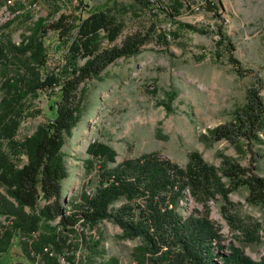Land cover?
I'll return each mask as SVG.
<instances>
[{"label":"trees","instance_id":"obj_1","mask_svg":"<svg viewBox=\"0 0 264 264\" xmlns=\"http://www.w3.org/2000/svg\"><path fill=\"white\" fill-rule=\"evenodd\" d=\"M134 1L151 20L127 34H123L125 17L131 6L113 3L90 10L89 0H77L73 9V0L66 1V14H59V0H44L48 17L32 26L25 24L24 31L29 34L18 46L10 33H1L0 213L14 215L15 222L0 240V256L12 247L18 232H35L36 239L30 245H19L22 253H37L44 264H59V256L67 259L80 245L87 248L86 253L88 249L93 252L98 241L92 242V237L78 230L96 231L105 220L118 226L124 239L139 240L142 264H264V258L252 260L233 246L223 253L220 229L210 219L209 204H218L220 199L225 204L219 206L221 217L241 236L235 238L250 243L258 240L256 225L248 230L239 214L229 211V196L241 187L247 189L250 205L264 209V178L256 174L254 159L243 167L220 156V166L215 168L200 154L191 153L186 167L181 168L152 153L116 164V151L93 141L85 153L88 170L100 166L95 192L92 196L83 193L81 203H64L62 182L68 173L63 147L82 116L88 83L100 81L115 61L138 56L148 43L168 46L181 32L203 33L178 22L184 8L190 12L188 0ZM158 15L171 25L167 31L156 24ZM27 20L22 17L20 22ZM49 33L55 36L51 45L47 43ZM223 45L227 63L241 76L240 63L230 53L232 46ZM51 92L55 100L47 96L50 109L46 121L18 139L22 122L34 116L32 103ZM257 93L248 90L246 104L232 121L208 130L202 140L227 141L243 154V147L249 145L245 142L251 144L264 123V102ZM186 193L202 206V212L182 215L180 203Z\"/></svg>","mask_w":264,"mask_h":264},{"label":"rangeland","instance_id":"obj_2","mask_svg":"<svg viewBox=\"0 0 264 264\" xmlns=\"http://www.w3.org/2000/svg\"><path fill=\"white\" fill-rule=\"evenodd\" d=\"M89 1L90 10L113 3L131 6L123 34L151 20L148 13L137 8L134 0ZM76 5L77 0H73L72 9ZM155 22L160 29L170 28L163 15H158ZM178 22L203 33L181 32L168 46L148 43L138 56L115 61L106 68L100 81L88 83L82 116L63 147L68 173L62 182L64 203L73 200L81 203L82 194L91 193L98 185L100 166L86 168L85 150L93 141L112 147L117 154L116 164L156 153L185 168L190 154L198 153L205 163L215 168L220 166V156L243 167L254 159L256 174L264 178V123L257 138L251 144L245 142L249 145L243 147V154L227 141L209 143L201 138L208 136V130L232 121L236 111L246 104L248 90L258 92L264 102V0H202L200 9L194 13L184 8ZM54 37L48 34V45ZM224 43L232 46L230 53L240 63L241 76L227 63ZM51 57L54 59L53 54ZM47 96L53 97L54 93H45L32 103L34 116L22 122L18 139L46 121L50 109ZM0 193L3 194L1 188ZM247 196L244 187L231 193L229 211L239 214L248 230L255 229L256 225L257 241L239 242L235 238L241 236L233 233L221 217L219 206L225 204L220 199L218 204H209L210 219L220 229L223 253H228L233 246L257 261L264 258V209L250 205ZM140 203L145 205L143 199ZM195 211L202 212L203 208L186 193L180 212L186 217ZM83 232L86 237H92V242L98 241V247L86 253L87 248L80 245L68 253L63 264H142L138 259L139 240L124 239L121 229L112 222L104 220L98 230L83 229ZM11 246L0 256V264L19 257L25 262L15 238Z\"/></svg>","mask_w":264,"mask_h":264},{"label":"built area","instance_id":"obj_3","mask_svg":"<svg viewBox=\"0 0 264 264\" xmlns=\"http://www.w3.org/2000/svg\"><path fill=\"white\" fill-rule=\"evenodd\" d=\"M67 0H59L61 10L59 14H66L65 2ZM149 3L153 4L155 0H147ZM202 0H194L189 5V11L194 13L200 9ZM49 14L48 5L44 0H0V35L2 32L5 34L10 33L12 36V41L15 45H19L22 42L23 36L28 35L29 33L24 31L25 26H32L40 19H46ZM22 17H28L27 22L21 24L20 20ZM58 16L52 17L49 19V22L57 19ZM26 24V25H25ZM168 27L171 25L168 23ZM95 192V188L92 189L91 193H86L87 196H92ZM15 222V216L12 214L0 213V240L3 237L4 233L12 227ZM80 230L83 229L80 227ZM93 232V231H92ZM37 233H27L23 234L18 232L15 236V242L19 245L25 244L30 245L36 239ZM13 242V241H12ZM20 247V246H19ZM22 253V251H21ZM24 255V253H22ZM53 253H50L52 256ZM26 261L15 260L8 264H44V261L41 260V256L33 252L24 255ZM58 263L63 264L64 258L59 256Z\"/></svg>","mask_w":264,"mask_h":264}]
</instances>
